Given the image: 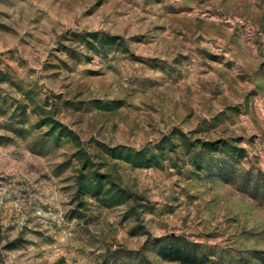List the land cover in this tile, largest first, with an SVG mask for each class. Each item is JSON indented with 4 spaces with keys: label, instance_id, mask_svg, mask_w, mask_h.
I'll use <instances>...</instances> for the list:
<instances>
[{
    "label": "rangeland",
    "instance_id": "1",
    "mask_svg": "<svg viewBox=\"0 0 264 264\" xmlns=\"http://www.w3.org/2000/svg\"><path fill=\"white\" fill-rule=\"evenodd\" d=\"M264 264V0H0V264Z\"/></svg>",
    "mask_w": 264,
    "mask_h": 264
},
{
    "label": "trees",
    "instance_id": "2",
    "mask_svg": "<svg viewBox=\"0 0 264 264\" xmlns=\"http://www.w3.org/2000/svg\"><path fill=\"white\" fill-rule=\"evenodd\" d=\"M165 240L167 243L162 246L160 251L162 257L180 264H201L198 256L187 244L180 246L175 238H166Z\"/></svg>",
    "mask_w": 264,
    "mask_h": 264
}]
</instances>
